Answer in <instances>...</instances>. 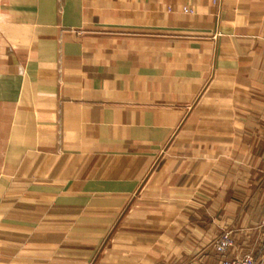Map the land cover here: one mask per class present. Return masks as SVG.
<instances>
[{
	"label": "crops",
	"instance_id": "obj_1",
	"mask_svg": "<svg viewBox=\"0 0 264 264\" xmlns=\"http://www.w3.org/2000/svg\"><path fill=\"white\" fill-rule=\"evenodd\" d=\"M212 2L0 0V264L258 252L264 0Z\"/></svg>",
	"mask_w": 264,
	"mask_h": 264
},
{
	"label": "built area",
	"instance_id": "obj_2",
	"mask_svg": "<svg viewBox=\"0 0 264 264\" xmlns=\"http://www.w3.org/2000/svg\"><path fill=\"white\" fill-rule=\"evenodd\" d=\"M213 4L216 3V0H213ZM185 12H192V9L187 7L183 8ZM234 238L231 230H223L214 240V249L215 251L222 255L219 264H262V261H259L258 257L253 253H245L240 256L235 257H226L224 256L226 251L233 246ZM264 244L260 247L259 251L263 254Z\"/></svg>",
	"mask_w": 264,
	"mask_h": 264
},
{
	"label": "rangeland",
	"instance_id": "obj_3",
	"mask_svg": "<svg viewBox=\"0 0 264 264\" xmlns=\"http://www.w3.org/2000/svg\"><path fill=\"white\" fill-rule=\"evenodd\" d=\"M255 255L258 257L259 261H262V264H264V250H263V254H261L260 252H257Z\"/></svg>",
	"mask_w": 264,
	"mask_h": 264
}]
</instances>
